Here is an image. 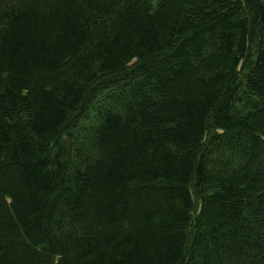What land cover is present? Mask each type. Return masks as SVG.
I'll return each mask as SVG.
<instances>
[{"label":"trees","instance_id":"obj_1","mask_svg":"<svg viewBox=\"0 0 264 264\" xmlns=\"http://www.w3.org/2000/svg\"><path fill=\"white\" fill-rule=\"evenodd\" d=\"M0 264H264V0H0Z\"/></svg>","mask_w":264,"mask_h":264}]
</instances>
